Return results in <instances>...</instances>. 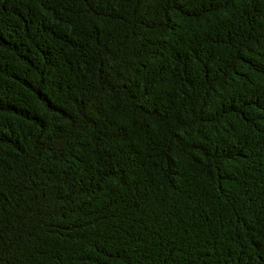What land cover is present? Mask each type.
<instances>
[{
  "label": "trees",
  "instance_id": "1",
  "mask_svg": "<svg viewBox=\"0 0 264 264\" xmlns=\"http://www.w3.org/2000/svg\"><path fill=\"white\" fill-rule=\"evenodd\" d=\"M0 264H264V0H0Z\"/></svg>",
  "mask_w": 264,
  "mask_h": 264
}]
</instances>
